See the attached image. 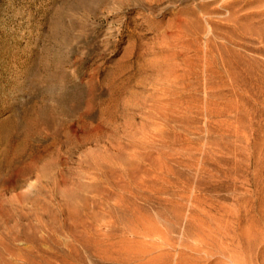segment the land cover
I'll list each match as a JSON object with an SVG mask.
<instances>
[{
  "label": "rangeland",
  "instance_id": "374dc122",
  "mask_svg": "<svg viewBox=\"0 0 264 264\" xmlns=\"http://www.w3.org/2000/svg\"><path fill=\"white\" fill-rule=\"evenodd\" d=\"M0 264H264V0H0Z\"/></svg>",
  "mask_w": 264,
  "mask_h": 264
}]
</instances>
